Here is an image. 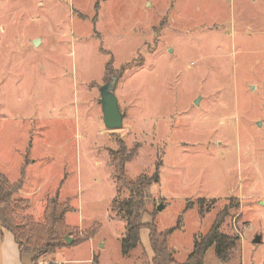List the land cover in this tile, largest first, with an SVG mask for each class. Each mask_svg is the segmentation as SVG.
<instances>
[{
    "label": "rangeland",
    "instance_id": "rangeland-1",
    "mask_svg": "<svg viewBox=\"0 0 264 264\" xmlns=\"http://www.w3.org/2000/svg\"><path fill=\"white\" fill-rule=\"evenodd\" d=\"M112 76L116 130L100 104ZM119 139L137 152L129 179L159 163L143 220L177 228L178 261L221 210L238 244L206 264H264V0H0V172L21 181L35 222L47 199L72 201L68 224L94 230L115 261ZM87 241L74 246L86 256Z\"/></svg>",
    "mask_w": 264,
    "mask_h": 264
},
{
    "label": "trees",
    "instance_id": "trees-1",
    "mask_svg": "<svg viewBox=\"0 0 264 264\" xmlns=\"http://www.w3.org/2000/svg\"><path fill=\"white\" fill-rule=\"evenodd\" d=\"M118 149L109 150L110 164L114 168L113 178L117 184V194L112 203V210L126 223V234L122 237L123 254H130L140 244L141 228L150 230V243L154 251V264H206V254L213 248L216 257L226 263L231 259V252L238 244V237L227 234L222 229L225 216L218 212L214 218L212 228L206 234L195 235V246L188 255L185 262H180L175 258V251L169 244V237L177 228L173 227L167 231H161L155 219L152 223L143 220L144 213L147 212L150 188L153 182L159 180L160 167L156 165V171L150 175L143 173L136 179H129L126 164L137 154L136 149H130L123 139L117 141ZM21 181L10 183L8 178L0 172V222L14 234L18 242L21 253L34 252L36 254L34 264L43 257L42 253H56L62 247H74L88 240L94 233H82L78 227H72L67 222L66 214L73 209L72 201L66 199L58 200L57 197L47 199L44 210V220L35 222L29 215L24 214V209L29 202L25 198L15 197V193L20 190ZM122 189H127L129 194L125 198H119ZM204 198L198 199L200 212L203 216L209 212L208 207L203 211ZM194 204L187 206V209ZM155 214V213H153ZM69 235L73 238L71 244L67 243L65 237Z\"/></svg>",
    "mask_w": 264,
    "mask_h": 264
},
{
    "label": "crops",
    "instance_id": "crops-1",
    "mask_svg": "<svg viewBox=\"0 0 264 264\" xmlns=\"http://www.w3.org/2000/svg\"><path fill=\"white\" fill-rule=\"evenodd\" d=\"M75 210L77 211V209ZM79 211L80 209H78ZM111 218L114 224H121L120 230L122 232L120 231L121 233L118 236L119 241H121L122 237L126 234V223L123 219L120 221L119 219L113 218V216ZM152 221L144 222L152 223ZM76 227H79L81 230L83 229L81 226ZM141 229L139 246L133 249L130 254L125 255L122 252V245L120 243L121 252L116 261L111 255L102 256V252L104 251L106 253L109 248L108 242L106 240L94 241L91 238L95 233L93 230L94 233L88 241L86 240V243L90 246L88 256H86V253H80V250L75 247H62L51 257H41L37 261V264H154V251L150 243V230L147 228ZM35 256L36 254L34 252L21 253L14 234L7 230L0 222V264H34Z\"/></svg>",
    "mask_w": 264,
    "mask_h": 264
},
{
    "label": "water",
    "instance_id": "water-1",
    "mask_svg": "<svg viewBox=\"0 0 264 264\" xmlns=\"http://www.w3.org/2000/svg\"><path fill=\"white\" fill-rule=\"evenodd\" d=\"M119 76H112L109 81H106L101 87V99L100 104L103 107V119L108 129L116 130L124 125L125 113L119 106L118 98L115 94V88ZM161 204L158 205V210H161ZM67 243L71 244L73 238L69 235L65 237ZM255 243H261V236L258 235L254 239Z\"/></svg>",
    "mask_w": 264,
    "mask_h": 264
}]
</instances>
